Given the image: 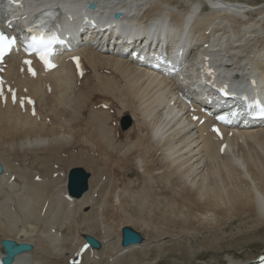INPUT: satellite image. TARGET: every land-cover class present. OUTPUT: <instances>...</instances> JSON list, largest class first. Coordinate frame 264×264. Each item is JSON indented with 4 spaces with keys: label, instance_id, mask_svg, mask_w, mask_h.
Listing matches in <instances>:
<instances>
[{
    "label": "bare ground",
    "instance_id": "6f19581e",
    "mask_svg": "<svg viewBox=\"0 0 264 264\" xmlns=\"http://www.w3.org/2000/svg\"><path fill=\"white\" fill-rule=\"evenodd\" d=\"M20 1L26 3L27 8L24 7L23 10L19 8L17 9L18 11L33 12L35 9H43L50 5V3L46 0ZM205 1L211 2V0H189V6H184L186 9L182 11L183 16L176 15V13H174L175 5L173 4L180 2V0H132L128 4L124 5L123 9L131 16L130 19H127V23L131 24V27H139L141 29L139 34L144 33L147 36L144 40L149 39L147 30L150 25L154 31V37L160 40L163 39L162 32L171 38V32L174 33L175 37L181 31H185L184 19L190 13L191 8L195 6H205ZM95 2L97 3L99 9L103 10V12H105L108 7L111 8L113 6V0H105V3L101 0H95ZM222 2L223 3H219V6L223 8V11L212 10V14H205L201 18L198 17L194 26L186 29L189 30L188 39L193 43H201V47L205 44H209L210 40L213 39L212 45H208L209 49L205 50L206 55L210 58L209 62L212 65H216V62H218V60H215V57L218 55L212 54V51L215 48V43L216 47L225 48V54L234 56V58L229 62L232 65V68L229 67V73L231 74L235 72L242 74L250 73L251 71L249 72V68L253 66L258 67L254 69L257 70L258 74V76L254 79L256 80L258 86L261 87L264 85V53L261 54L264 49L261 53L254 52V54L256 53L258 56L254 57L253 60L249 59L247 55L241 60V58H238L237 55L242 52L244 54L245 52L243 50V42H249V38L258 37L262 34V32L264 33V3L254 6L243 4L237 0H222ZM86 4L87 0H76L74 3H71V5H68V3H62L61 7L65 8L67 5V10L72 18L83 19L85 17H94V14H91L86 8ZM239 4L244 6L233 10L225 9L223 7L224 5L235 7ZM212 5H215V2L212 1ZM138 14L145 15L140 19ZM241 14L244 17L246 16L247 19L243 20L239 17ZM167 17L174 20L173 25L172 23L166 24V22H164ZM220 19L233 22V24H235L234 29L236 30V32L233 31L234 36L239 39L244 38V40L237 42L236 40L239 39L235 37L236 40H234V38H232L237 43L234 45L232 43L233 46L229 48L225 46L222 47L221 44L219 45V43L215 40L216 37L220 35L225 37L227 34V27H224L221 24L224 21L222 22ZM63 28H67L69 30V26L66 23L63 24ZM227 37L228 36H226V38ZM261 43L264 44V42ZM73 46H75V42L73 43ZM106 47L107 49L105 53L96 55L93 54L92 49L89 50L84 48L83 50H79L80 55L83 57L86 75L82 78L83 80L81 83H79L80 88L77 95H75V102H73L74 105L71 107L70 111L67 110L69 106L67 108L66 106H63V102L65 96H67L65 94H67L69 89L72 88V85H74L73 80L75 82L77 77L75 76L73 70H71L69 64L66 63V57L63 58L59 70L48 75H44L42 74V71H40L36 79H30L28 77L23 78L19 74V67L17 65L19 61L14 57L10 58L7 70V78L9 82L17 86L21 91L26 89L30 96L34 97L37 102L40 98H44L45 101L47 100V102L50 103V99L54 97L53 100H51L52 106L50 105L49 107H54L53 109L55 113H53V111L52 113L53 116L55 114V120L54 123L49 126L44 121V123H38L37 121L39 119H31L28 114V116H22L19 111L9 104L5 108H2L0 105V162L5 169V173L0 176L1 200L5 199L4 197H7V192L13 191L16 186V182L18 183L25 174L23 172L24 174L20 175L19 171L17 172L15 169V163L19 159H21L22 162H31L33 165L36 163H40L42 165L44 164V166L49 165L50 170L47 167V174L54 172L55 164L60 162L62 163L67 160H72L75 168L73 165H70L73 169H82L80 167L84 165L87 169L90 168V170L94 172L88 181V192L84 194L81 199H77L78 201H75V199H72L71 201L65 199V196L67 195L69 171L68 173L66 171V174L68 175H65L66 179L63 184L62 182L59 184V188L57 187V182H60L59 180L60 178L62 180V177L55 180L53 178L54 175L48 174L43 178L46 179L48 177V181L46 180L43 181V183L40 182L34 184V179L32 177L27 178L29 175L24 176L27 178L25 182H29V184L33 183V188L30 191L26 189L24 192L20 189L17 190L15 192L17 198L14 200V204H16L15 206L18 207L20 211L23 207L26 209L27 215L30 217L28 221L43 213L48 200H51L49 202L52 203L50 211H53L55 203L54 198L56 199L57 189L62 188L63 195V197L59 200V205L66 202L68 205V212L72 213L74 216H78V214L81 213V209L78 208L79 203H81L84 207L97 205L99 202L95 199V195L102 194L105 188L107 193V196H102L100 198V200H106L105 203L100 204L97 208H92V214H87L85 212L86 214L82 215V219L78 220L79 222H76V220L73 219L76 224L73 223L74 221L72 222L69 219V215H66V217L69 216L66 220L71 221V223H69L65 230L70 231L73 228V234H75V236L77 235L76 242L78 241L79 244L74 247V249H71L70 247L64 245V240L63 246L65 247H62L60 252H56L57 247L61 245L59 238L60 233L57 231L55 235L48 231L50 226H59L55 222L56 218L59 217L58 215L55 216L54 220L44 223L51 224L48 226L46 232L43 230V226L39 228L42 233L38 235L35 240L30 227H28L29 225L20 227L21 229L17 232L6 230L10 227V224L9 226L7 225L12 215L8 211L6 213L4 212L5 214H3V217L6 216L7 218L8 215V219L7 221H3L5 224H2V221L0 223V244L4 240H12L17 243H29L33 245V250L30 253L19 256L16 259L15 264H68V260L76 256L82 246L87 244L85 237L94 236V233L96 232H99V235L97 234L98 237L101 236L100 239H103L105 242L100 240L103 247L101 251H93L95 256L105 255L106 251H109L110 245L112 244L116 245L113 248V255L110 256L115 258H118V254L120 252L122 253V251L124 252L139 247L143 248L142 245H157L168 238L167 235L170 234V231H166L162 228L163 226H159L162 229L161 232H157L156 229V234L154 235L156 240L154 243L142 238L143 242L140 246L130 247L128 249L122 248V230L126 228L132 229L127 223L141 222V219L143 220L145 218V220L151 221V223L154 224L151 219H148L150 211V213H155L153 215L156 216V224H159L160 222L161 225H169V227L172 226L178 228L181 230V235L179 234V236L182 237L186 235L187 226L190 227L193 225L195 227L194 224H196V222L197 224H203L205 218L208 216L211 217L209 214L212 210L216 212L215 215L218 214L219 216L221 214L226 217H228L227 215H229L230 211H234V215L241 218L238 219L239 221L241 220L243 225L248 223V220H246V216L249 215L248 213L254 210L256 216L255 221L259 223L253 226V229L260 224H264V129L262 127H254L238 131L233 129L235 131L234 138L226 140L228 149L226 155L221 156L219 154L220 143L216 141L204 127L199 128V130H195L197 124L191 123V121L183 115L186 112V109L181 103H179V100H177L179 86L176 81H172L176 79V77H173L174 79H168L161 73L152 72L146 67H140L138 64L135 65L134 61L129 59L126 50L118 48V44H116L113 48H111L110 44ZM151 47L152 45H150V49ZM150 49L147 53L148 55L150 54ZM258 49H262V47ZM88 70L90 71L88 72ZM104 71H110L111 76L104 75ZM89 73L91 75H89ZM48 83L51 87L53 86V92L51 95L46 94L49 86H47ZM168 85H172V87L175 88L170 91H165L164 87ZM72 92L74 94L75 91ZM97 96L104 99V101L100 102V104L107 105H111L110 102H112L113 105L118 104L116 100H119V98L126 99L127 104L125 103V107L118 109L116 119H114V117L113 119L117 122L118 126L119 118L122 115L125 114L127 116L132 113L135 123H133L130 130L132 136L131 138L125 139V142H123V140H116L117 135L120 134V128L118 127L117 129H113L110 127V125L114 122L110 121L112 116L108 115V113L102 109L98 112L94 110L92 111V108L96 106L94 104L92 105V102ZM42 100L43 99H41L40 102H42ZM137 100H141L142 102L141 106L139 105L140 102L138 103L140 107L135 106L137 105L135 103ZM146 100L147 102H150V108L153 110L152 114L149 116L145 114L146 109L144 108V104ZM42 106L41 109L43 108ZM44 109L43 112L45 113L47 109H45L46 111H44ZM39 113L40 112H38V114ZM45 115L44 118H46ZM39 116H41V113ZM132 116L130 114L129 117ZM38 118L41 119V117ZM64 121L72 122L74 128H77V130L74 129L76 133L74 136L75 140L73 139L74 141L72 143H69L66 139L68 137H65V135L60 132V127L65 124ZM45 124H47L48 127H46ZM175 126H181L182 131L185 133L187 132L186 135H188V137L185 138L189 140L194 138L191 140L189 145L187 144L189 149H191L192 146H196L198 143H200L202 148H204L205 155L210 160L209 164L207 163L210 180L208 179L209 181L207 183V179H204L202 182L197 184V179L193 174L192 168L188 169L187 172H182L183 170L181 171V167L178 169L176 168L177 170L172 172V175H177V177L172 178L170 189L166 186L162 187V192L159 195L161 199H156L158 194L153 191L152 183L144 174L151 173L152 175H160L159 173L163 168H169L167 165V156L171 158L172 155H167L166 151L170 150L171 141L166 137L169 131L174 130ZM68 129L69 128H67V130ZM143 129L146 134L142 136L141 132ZM132 131H134V133ZM231 142L234 147H232ZM154 148H157L158 152L161 153L162 165L159 167L148 165L147 167L142 168L144 171L141 176L139 174V168L136 161L139 158L147 157ZM259 149L262 150V153ZM231 150H233V155L229 157ZM249 152H252V157L261 164L258 165L256 163H252L253 165L250 166V170L248 168L249 174H252L250 182L242 179L241 182L236 181L232 183V179L235 177L234 175L237 174L236 171H238L239 166L244 165L242 164L243 162L240 161L238 155L243 154L247 156ZM91 153L92 155H90ZM69 154L71 155L69 156ZM65 156H67V158ZM189 158L191 159L194 157ZM248 160L250 161L249 157ZM40 164L38 165L40 166ZM100 165L102 167H100ZM219 165H224L226 170H219ZM68 167V170H73L70 169V166ZM46 171L44 172L46 173ZM89 171L88 173L90 174ZM104 175H107L110 180L105 182L106 184H101V177ZM126 175L128 176L127 178H125ZM161 175L166 174L162 173ZM12 176H15L13 184L9 181ZM34 177L36 178V176ZM22 185L23 183L20 184V186ZM24 188H26V186H24ZM177 188H179L180 191H178ZM117 190H119V193H117ZM126 193L131 195L130 198L135 195V213L131 218H124V216L119 218L117 217L118 212L122 211L121 207L123 204H127V198L124 199L122 197L125 196ZM115 196L118 198V205L114 201ZM12 201L13 197L11 202ZM142 206H146V208ZM4 207L5 206L1 208L4 209ZM139 207H141L142 210L148 209V211L144 214L145 217L142 216L143 211L139 210ZM162 207L175 208V211L179 213H182L183 210L187 208L188 212L193 213L196 211L200 212V214L193 213L192 216H194V218L190 221H188V218V220H180L178 218L172 219L167 217L170 214L169 211L160 212ZM64 218L61 215L60 219L63 222L66 221ZM123 219H125L126 223H123ZM225 219L226 218L220 220L224 221ZM87 223L88 225L84 231L82 226L85 228V225L83 224ZM220 223L223 224V222ZM115 226H117L116 229ZM61 228L62 227L59 226V230H62ZM137 228L139 229L138 232L143 229L141 227ZM82 231L84 232L82 233ZM113 231H118L115 238H113ZM100 233L102 235H100ZM188 234L190 235L189 232ZM79 236H81L80 239ZM171 236L169 237L171 238ZM146 241H149V244H146ZM119 246H121V249H118ZM0 253H4L1 247ZM160 253L161 250L159 251V254ZM159 256L161 255H157V257ZM91 258V251H87L84 255V261L82 264H93V262L91 263ZM130 259L131 258H122L120 263L126 264ZM255 259L252 258L251 261ZM227 262L228 264H247L245 262L234 261L231 258H227Z\"/></svg>",
    "mask_w": 264,
    "mask_h": 264
},
{
    "label": "rangeland",
    "instance_id": "374dc122",
    "mask_svg": "<svg viewBox=\"0 0 264 264\" xmlns=\"http://www.w3.org/2000/svg\"><path fill=\"white\" fill-rule=\"evenodd\" d=\"M237 1L241 2L243 4H246V5H254V6L264 3V0H237ZM175 6L177 7V4H175ZM177 9H180V8L177 7ZM176 15H178V14H176ZM220 20H222V22L223 21L224 22L228 21L227 23H224V22L221 23L224 27H227L226 36H228V37L226 38V36L223 37L222 35L217 36L215 40L219 43V45L221 44L222 47L225 46V47L229 48V47H232L234 44H236L238 41L244 40V38L243 39H239L236 36H234L233 31L236 32V30L234 29L235 28V26H234L235 24H233V22H230L229 20L225 21L224 19H220ZM230 26H232V27H230ZM235 37L237 39H239V40H236ZM232 38H234V40H236L237 42L234 41ZM263 39H264V33L262 32V34L259 35L258 37L249 38L248 39L249 42H247V41L243 42V50L245 51L244 52V55H245L244 57H246V55H247V57L249 59L253 60L254 57L258 56V54H256V53L257 52L261 53V51L264 49V46H263L264 44L261 43V42H264ZM212 43H213V41H212ZM212 43H209L208 45L210 46V45H212ZM232 43H233V45H232ZM260 44H262V45H260ZM215 45H216V43H215ZM261 47H262V49H258V48H261ZM217 48L220 49V51H225V48H220V47H217ZM241 51H242V49H241ZM254 52H256V53L254 54ZM251 53L254 54L255 56L252 55ZM263 53H264V51L261 54H263ZM242 54H243V52H242ZM251 60H250V62H251ZM89 71L90 70H88V72ZM90 73H89V75H91ZM103 74L106 75V76H111L110 75V71H104ZM92 75H93V73H92ZM82 80L75 79V82L73 80L74 85H72V88H71L73 90L69 89V92L67 94H65V95L68 96V98H67V96H65V99L67 101L64 99L63 106H66V108L69 106L68 107L69 109L67 108L68 111H70L71 107L74 105L73 102H75V98H76L75 95H77V92H78V90L80 88L79 83H81ZM76 82H77V84H76ZM75 86H76V88H75ZM174 88L175 87H172V85H168V86L164 87L165 91H170L171 89H174ZM72 91H75L74 94H73ZM28 94H29V92H28ZM72 94H73V96H72ZM53 98L54 97H52V99H50V103H48L47 100L45 101L44 98H40L38 100V102L40 104L38 103L37 109H38V112L41 113V116H39V114H40L39 113V114H37V117H36L37 119H39L38 121L36 120L38 123H42L43 121L45 123H47L48 119H51V123H54V120H55V114L53 116V113H55V111L53 109L54 107L53 108L49 107L50 105L52 106V103H51L52 101L51 100H53ZM41 99L44 100V102L42 100L43 103L40 102ZM120 100H121V103H120ZM102 101H104V99H102L99 96H97L95 98V100L92 102V105L93 104L96 105V106H94V108H92V111L93 110L96 111V112L100 111L99 106H100V102H102ZM116 101L118 102V104H116V105H113V103L110 102V104H111L110 105V110L115 111V114H114L115 116L112 115V118L110 119V121H114V119H116V116L118 114V109H120L121 107H125V105L127 104L125 98H119V100H116ZM139 102H140L139 105L141 106V104H142L141 100H137V102L135 101V103L137 104L135 106L140 107L138 105ZM144 105H145L144 108L146 109L145 114L148 115V116L151 115L153 110L150 108V102H147V100H146ZM41 106L43 107L42 109H41ZM56 107H57V105H56ZM96 107H98V109H96ZM44 108L47 109V111ZM43 109H44V111H46L45 113L43 112ZM116 109H117V111H116ZM122 110H123V108H122ZM52 111H53V113H52ZM130 114L132 116V113H130ZM130 114H128V115L130 116ZM44 115H45V117L47 119L44 118ZM108 115L111 116L110 113H108ZM113 116H114V119H113ZM38 117H41V119L38 118ZM125 117H126V115L124 114V115H122L119 118V123H118L117 128L118 127L120 128L121 136H120V134H118L117 138H116V140H123V142L126 141L125 139H129V138L132 137L130 130H131V127L133 126V123H135L134 122V118L132 116L131 117V119H132L131 120V122H132L131 127L127 131H125V130L123 131L122 130V124H124L123 122L125 120ZM151 117H153V116H151ZM31 119H33V118H31ZM67 121H69V120H67ZM67 121L66 122L64 121L65 124L62 125L63 127L62 126L60 127L61 128L60 132L63 133L65 135V137L66 136L68 137L66 139H67V141H69V143H72L75 140L74 136H75V133H76L75 130H77V128L76 129L74 128L72 122H67ZM115 124H117V122L114 121L112 123V125H110V127L115 129V127H113ZM45 125H46V127H48L49 124L48 125L45 124ZM66 125H68V126H66ZM67 128H69L70 130L69 129L67 130ZM80 128H82V127H80ZM70 132L73 133V134H71ZM132 132L134 133V131H132ZM144 132L145 131L143 129L142 132H141L142 136L144 134H146V132L145 133ZM186 134H187V132L185 133L184 131H182V129H174V130L169 131L168 135L166 137L167 139H170V141H171L170 150L166 151L167 155H170V156L172 155L171 158H169V156H167V158H168L167 165H168L169 168L168 169L167 168H163L161 170V172L159 173L160 175H152L151 173H145L144 174L147 177V179L152 183L153 191L158 194L156 196V199H161L159 195L162 192V190H161L162 187L166 186L167 188L170 189V187H171L170 184L172 182V178L173 177H177V175H172V172H175V170H177L179 167H181V171L183 170L182 172H187L188 169L192 168L193 169V174L196 176V179H197V184L202 182L204 179H207V183L210 180V175H209L208 165H207V163L209 164L210 160L205 155L204 148H202V145L200 143H198V144H196V146H192L191 149H189L188 145L190 144L191 140L194 139V138H191L189 140V139L185 138V137H188V135H186ZM66 139H64V140H66ZM231 144H232V142H231ZM16 147H17V145H16ZM232 147H234L233 144H232ZM166 150H167V148H166ZM259 150L262 153V150L261 149H259ZM70 155L71 154H69V156ZM90 155H92V153ZM252 155H253L252 152H249L247 154V156L243 155V154H241V155L239 154L238 155L239 158H240V161L243 162L242 164H244V165L239 166L238 171H236L237 174H235L234 175L235 177L232 179V183H234L236 181L237 182H241L242 179L244 181H249V182L251 181L250 177L252 176V174H249L250 166L253 165L252 163H256L258 165L261 164L260 162H257L252 157ZM65 157L67 158V156H65ZM189 157H194V158L190 159ZM248 157H249L250 161L248 160ZM136 163H137V166L139 168V170H138L139 174L142 176V173L144 171L142 168H145L148 165H154V166H158V167L161 166L162 165V156H161V153L158 152V149L154 148L147 157L139 158L136 161ZM38 164H40V163H36V164L33 165V163H31V162H22L21 159L16 161V163H15L16 171L17 172L19 171L20 175L24 174V173L25 174L23 175V178H21L19 180L18 183L16 182V186L14 187L13 191H9V192L6 193L7 197H4L5 199L1 200V198H0V200H1L0 201V223L2 221V224H5V222H3V221H7L8 215H7V218H6V216L3 217L4 216L3 214H5L8 211L12 215V217L10 215L11 218H10V221L8 222V225H7V226H9V224H10V227L7 228L6 230H10L12 232H17L19 229H21L20 227H23L25 225L26 226L29 225L28 227H30L31 233L34 236V239L36 240L37 236L42 233L39 228L41 226H43V230L46 232L48 226H50L51 224H44V223L54 220L55 216L58 215L59 217L56 218L55 222L57 223V225L62 227L61 228L62 230H59V226H50L49 229H48V231L50 233H52V234H55L57 231L60 233L59 234V238H60V244H61L60 246L61 247L58 246L57 249L58 250L60 249V250L58 251L56 249V252H60L62 247H65V246H63L64 240H65L64 245L70 247L71 249H74V247H76L79 244L78 241H77L78 243L76 242L77 235L75 236V234H73V232H74L73 228L70 231L65 230V228L69 225V223H71V221L72 222L74 221L73 223L76 224V222L78 220L82 219V215H84L86 213L87 214H92V212H93L92 208H97L100 204L105 203L106 200H100V198L102 196H107L106 188H105V190H104V192L102 194L95 195V199L98 200L99 204L93 205V206H90V207H84V206L81 205V203H79L78 208L81 209V213L78 214V216H74L72 213L68 212V210H67L68 205H67L66 202H63V203H61V205H59V200L63 197V195H62V188L57 189V191H56V199L54 198L55 203H54V206H53V211H50V206H51L52 203H49L51 200L50 201L48 200V202H46V208H48V209H46V213L39 214L38 216L33 217L32 219H30L28 221V219L30 217L27 215L26 209L23 207V209H22L23 211L22 210L20 211L19 208L15 206L16 204H14V200L17 198V195L15 194V192L17 190H19V189L23 190V192L26 191V189H28V191H30L33 188V183L34 184L35 183H40V182L34 181L35 180L34 176H36V177L39 176L40 179L42 180L41 181L42 183H43V181H46V180L48 181V179H47L48 177L46 179H43V178L46 175L49 174V173L47 174V171H46L47 167L49 169V165L48 166H46V165L44 166V164L43 165L40 164V166H39ZM70 164L73 165V167L75 168V165L72 163V160H67V161H63L62 163L60 162L58 164H55V167L58 166V169L60 168L61 170L60 169L56 170L54 168V172L55 171L56 172L55 173L54 172H50L51 174H49V175L58 174L59 175L58 178H60V174L61 173L64 174V175H68L72 171V170H68L69 169L68 166H70V169H73V167ZM83 166L84 165H82L80 168H82L85 172L88 173L90 168L87 169L85 166L84 167ZM43 167H44V169H43ZM100 167H102V166L100 165ZM218 167H219V170H226L224 165H219ZM248 168H249V170H248ZM27 170H29V171H27ZM30 170H31L32 173L33 172L34 173L32 174L30 172ZM21 171H22V173H21ZM42 171H43V173H42ZM44 171H46V173ZM66 171H67V173L69 171V173L66 174ZM89 172H90V175H93V173H94L91 170ZM162 173H164L166 175H161ZM35 174H37V175H35ZM27 175H29V176H27ZM24 176H27V178L32 177L34 179L33 180L34 182L30 183V184H29V182H25V180L27 178L24 177ZM165 176H167V177H165ZM127 177L128 176L126 175L125 178H127ZM57 179L55 178V180H57ZM162 179H163V181H162ZM23 180H24V182H23ZM109 180H110V178L107 175H104V176L101 177V184H104L105 182H107ZM166 180H167V182H166ZM59 181L60 182H57V185H58L57 187L58 188H59V184L61 182L63 184L65 179L61 180V178H60ZM13 182H11V183L13 184ZM181 182H182V180H181ZM19 183L20 184L23 183V185L20 186ZM191 185H193V184H191ZM24 186H26V188H24ZM22 187H23V189H22ZM177 190L180 191L179 188H177ZM117 193H119V190H117ZM176 193H177V191H176ZM130 196L131 195L129 193H126L125 196H122L124 199L127 198L126 199L127 200L126 201L127 204H123V206L121 207L122 211L118 212L117 217L120 218V217L124 216V218H131L132 216H134V213H135L134 205H136L135 202H134L135 195H134V197H131V198H130ZM12 197H13V201L11 202ZM24 197L26 198L25 195H24ZM75 201H78V200H75ZM79 201H82V200H79ZM114 201L118 205L117 196L114 197ZM12 203H13V205H12ZM3 206H5L4 209L1 208ZM146 206H142V207L146 208ZM162 208L160 209V212L162 213V211H164V212L165 211H169L170 214L167 217H170L172 219H177L178 218L180 220H186L188 218L189 220L188 219L187 220L190 221L191 219L194 218V216H192L193 213L200 214V212H196V211H194L193 213L188 212L187 208L184 209L182 213L176 212L175 208H172V207H164L163 209ZM139 210L143 211L142 212L143 213L142 216L145 217L144 214L148 211V209L142 210L141 207H139ZM150 212L148 214V219H151L154 222V224L151 223V221L145 220V218H144L143 220L141 219V222L127 223L128 226L131 227L133 231L139 233L144 239H147L150 242L152 241L153 243L156 240V237L154 236L156 234V229H157V232H161L162 229L159 226H163L162 228L164 230L170 231V234L167 235L168 238H166L164 241H162V243H159L157 245L153 244L154 246L153 245H151V246L150 245H146V246L142 245L143 248L139 247V248H134L132 250H127V251H124V252L122 251V253L120 252L118 254V256H119L118 258L110 256V255H113V248L116 245V244H112V245H110L109 251H106L105 255H103V256H101V255H99V256L96 255L95 256L94 255L93 258H91V260H92L91 263L93 262V264H121L120 260L122 258H125V259L126 258H131L126 264H228L227 258H231L234 261H240V262H245L247 264H250L252 261H254V260L251 261L252 258L255 259V258H257V256L260 253H264V224H260V225L258 224L259 226H256V228L253 229V226H255V225H257V223H259V222L255 221L256 220V216H255L254 210L250 211L248 213L249 215L246 216V220H248L247 221L248 223H246L245 225H243L241 220L239 221V219H241V218H239L236 215H234V211H230L229 215L226 214L228 216V217H226L225 215H221V214L219 216H218V214L215 215L216 212L212 210L211 213L209 214L211 217L208 216L207 218H205L204 221H203V224H197V222H196V224H194L195 227L193 225H191L193 227L190 226L192 229L187 226L186 235H188V236L185 235V236H183L184 238L182 236H179V234L181 232L180 229L172 227V226H170L171 227V229H170L169 225L168 226L161 225L160 222H159V224H156V221H155L156 220L155 219L156 216L153 215L155 213H150ZM61 215L63 216V218L65 217L64 218L65 220L67 219V217L70 216L69 219L71 221H67L66 220V221L63 222L60 219ZM66 215H69V216L66 217ZM223 218H226V219L224 221H221L220 219H223ZM228 218L231 219V220H229ZM73 219H75L76 222ZM220 222H223V224H221ZM28 223H30V224H28ZM123 223H126L125 219H123ZM224 223L226 224V226H225ZM83 225H85V228H84V226H82V229L86 230V227H87L88 223L87 224H83ZM136 226L137 227H141L143 229H141L140 232H138L139 229ZM116 227L117 226H115V229H116ZM84 231H82V233ZM113 232H114L113 238H115L117 236V234H118V231L117 232L113 231ZM188 232L190 233V235L188 234ZM97 234L99 235V232L94 233V236H96V238L98 237ZM100 235H102V234L100 233ZM169 236H171V238ZM80 237L81 236H79V239H80ZM100 238H101V236L98 237L97 239L102 240L103 242H105L103 239H100ZM48 240H50V239H48ZM149 241H146V244H149ZM69 244H71V245H69ZM105 245H107V244H105ZM181 245H183V246H181ZM118 249H121V246H119ZM160 250H161V253L159 254ZM162 252L165 255H163ZM157 255H161V256L157 257ZM133 256H135V257H133ZM153 260H154V262H153Z\"/></svg>",
    "mask_w": 264,
    "mask_h": 264
},
{
    "label": "water",
    "instance_id": "95a60500",
    "mask_svg": "<svg viewBox=\"0 0 264 264\" xmlns=\"http://www.w3.org/2000/svg\"><path fill=\"white\" fill-rule=\"evenodd\" d=\"M91 8L94 9L95 6L92 5ZM131 124V118L126 117L123 124V129L125 131L126 129L128 130L131 127ZM2 171L3 168L0 164V174L2 173ZM90 177L91 175L85 172L83 169L72 170L70 172L68 181V190L70 195L77 199H81L83 195L88 191V181ZM122 234V246L124 248L141 245L143 242V237L132 229H123ZM86 240L93 249H101V244L94 237L86 236ZM1 245L4 247L5 252L8 254L7 258L5 259L6 264H11L15 256L32 251V246L27 244H17L15 242L2 241Z\"/></svg>",
    "mask_w": 264,
    "mask_h": 264
},
{
    "label": "snow or ice",
    "instance_id": "6c2138e0",
    "mask_svg": "<svg viewBox=\"0 0 264 264\" xmlns=\"http://www.w3.org/2000/svg\"><path fill=\"white\" fill-rule=\"evenodd\" d=\"M37 27H39V25H37ZM27 31L32 33L34 29L29 28ZM55 39H56L55 36L46 39L45 33L43 31H40L38 35L31 36V43H29L28 47L40 53L39 58L47 66H51L49 64L47 57L51 54V44ZM15 40H16L15 37L9 38L4 33L0 32V57H2L5 54V52L10 50L14 46ZM76 59L78 60V58ZM208 75L211 76L212 73L209 71ZM254 83L255 82H253V84ZM256 107H259L261 108V111H264V107L260 105L259 101H257ZM261 264H264V258L261 259Z\"/></svg>",
    "mask_w": 264,
    "mask_h": 264
}]
</instances>
